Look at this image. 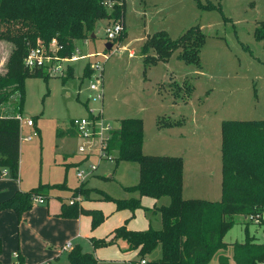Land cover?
<instances>
[{"label": "rangeland", "instance_id": "1", "mask_svg": "<svg viewBox=\"0 0 264 264\" xmlns=\"http://www.w3.org/2000/svg\"><path fill=\"white\" fill-rule=\"evenodd\" d=\"M123 2V41H118L121 34L111 50L105 49V28L115 23L105 20L96 22L95 38L87 35L84 40L75 41L76 57L96 53L106 55L105 60L97 58L103 60L102 102L88 99L89 85L94 81L90 66L96 59L84 58L63 64L67 66L65 77L27 78L21 110L18 92L0 106L2 118L20 114L24 122L29 119L33 122L32 127L22 125L21 130L17 177L21 180L22 190L29 192L39 185H65L44 192L49 198H55L54 193L79 185L68 195H58L67 196L68 205L78 206L88 201L92 192L85 184L121 200L136 196L123 188L139 182L138 165L117 162L116 157H100V138L96 133L100 132L101 124L112 131L121 120L140 119L144 155L182 159L183 198L220 202L221 123L264 120V37H256V30L258 35L264 29V0ZM208 4L216 8H206ZM192 27L199 29L203 36L198 66L180 60L181 49L165 61L147 64L141 49L148 38L164 32L176 40ZM5 30L6 27L0 26V32ZM10 30L14 32V28ZM196 41L199 42V38L190 39L193 49ZM18 48L15 41L0 39V77L10 70L8 62L17 54ZM150 56H154L152 51ZM87 65L88 75L85 76ZM70 71L71 77L66 79ZM90 115L97 118V130L94 138H84L72 122L89 119ZM159 121L165 127H159ZM107 136L108 132H104L103 137ZM91 146V152H79V148ZM91 166H95V170L80 183L77 172L89 171ZM13 183L17 184L16 181ZM4 184L0 181V185ZM35 206L40 205L33 202ZM245 217L248 216L234 217L233 227L223 238L226 249L222 252L243 244L245 230L250 242L262 245L260 238L264 225H256ZM152 225L159 227L157 222ZM84 249L91 253L93 248L90 245L83 246ZM159 254L160 248L149 260L144 259L146 264L158 260L154 258L161 257ZM218 255L212 264L218 263ZM131 259L140 264L139 258ZM16 261L15 258L13 262ZM98 264L130 263L99 260Z\"/></svg>", "mask_w": 264, "mask_h": 264}, {"label": "trees", "instance_id": "2", "mask_svg": "<svg viewBox=\"0 0 264 264\" xmlns=\"http://www.w3.org/2000/svg\"><path fill=\"white\" fill-rule=\"evenodd\" d=\"M206 8L216 7L208 4ZM124 13L123 0H0V26L6 27L4 32H0V39H11L19 46L17 54L11 56L8 62L10 70L0 77V106L18 92V106L21 110L25 80L30 77L46 78L44 71H29L22 64L27 52L36 47L38 41L48 46L55 40L60 47L58 55L70 59L75 54V41L84 40L87 35L91 37L96 22L113 21L124 26ZM11 28H14V32H10ZM199 31L192 27L176 40L170 39L164 32L155 33L145 41L141 54L148 64L165 61L181 49L178 58L198 66L203 41ZM124 36L125 33L118 41H123ZM192 37L194 40L199 38L195 49L191 47ZM256 37L263 38L264 29L258 35L256 30ZM151 51L154 56H150ZM88 67L85 68V76L88 75ZM71 73H68L66 79L71 77ZM160 122L159 127H165ZM143 141L142 121L124 119L110 132L102 150L108 154L116 153L117 162L138 165L139 182L126 188V191L136 192L139 197L170 200L168 206L154 208V213L160 216L161 229L130 231L123 225L115 229L109 238L90 239L93 249L124 244L122 252L138 251L141 262L160 246L161 257L149 264H209L219 251L226 249L223 238L233 227L235 216L264 214V120L221 123L222 198L217 203L183 199L182 159L144 155ZM19 153L18 122L12 118H1L0 171L7 170L13 179L18 178ZM63 187L65 185L62 184L39 185L29 192H16L0 203V211L13 210L19 220L32 209L35 198L46 200L45 191ZM103 199L113 202L117 211L129 210L134 213L142 209L140 200L136 198L115 200L103 194ZM60 215L64 218L89 216L92 229L104 220L100 212L85 210L77 204L63 205ZM248 237V231L245 230L243 244L233 246L234 264L264 262V246L255 245ZM68 261L70 264H96L93 255L83 253L80 246L72 248ZM14 264L24 263L17 257ZM219 264H228L227 257L220 256Z\"/></svg>", "mask_w": 264, "mask_h": 264}, {"label": "crops", "instance_id": "3", "mask_svg": "<svg viewBox=\"0 0 264 264\" xmlns=\"http://www.w3.org/2000/svg\"><path fill=\"white\" fill-rule=\"evenodd\" d=\"M131 55L133 56L134 53H131ZM115 157L116 153H113L111 158L115 159ZM19 172L20 162L18 174ZM9 175L7 172L5 177H0V181L5 183L4 185H0V203L11 198L16 192H26L22 190L21 180L19 178L12 180V178H9ZM13 181H16L17 184L13 183ZM85 185L92 192L89 200L84 201L80 207L85 210L100 212L103 215L104 220L98 227L95 229L91 228V217L89 216L80 215L77 218H64L60 215L62 206L68 204L67 196L63 198L58 195H68L69 191L72 192L79 185L75 188L66 187V191L64 192L54 193L56 200H54L55 198L46 196V203L43 204L45 206L32 207L19 220L13 210L0 211V264H14L13 261L17 257L24 264H59L61 262L70 264L68 254L73 247L80 246L83 253H89L88 250H83V246L84 248L90 247V239L109 238L115 229L123 225L130 231L161 229L160 216L154 213V208L168 206L170 202L168 198L155 200L150 197H139L138 193L135 192L136 196L131 195V198L139 199L142 209H138L134 213L129 210L117 211L113 202H106L103 199V194L111 197L110 195L104 191L89 188L87 184ZM135 185L136 183L125 186L123 189L126 191V188ZM129 193L132 194V192ZM111 198L121 200L113 196ZM154 222H157L159 227H153L152 224ZM67 244L70 245V249L64 250L63 248ZM124 247V244L120 246L111 245L100 249H92L90 254L96 259V264H98L99 260L136 264L131 258H139L138 251L123 253L122 248ZM159 248L160 246L155 250ZM152 253L146 256L147 260L150 259ZM218 253L217 264H219L220 256L227 257L228 264H234L232 249L228 248L226 252L219 251ZM159 255L161 256V248ZM215 257L216 255L209 264L213 263L212 261ZM158 258L160 257L154 258V260Z\"/></svg>", "mask_w": 264, "mask_h": 264}, {"label": "built area", "instance_id": "4", "mask_svg": "<svg viewBox=\"0 0 264 264\" xmlns=\"http://www.w3.org/2000/svg\"><path fill=\"white\" fill-rule=\"evenodd\" d=\"M123 31H124V26L119 22L113 23L111 26L106 27L105 28L106 43H111L112 48H113L115 45L114 43L116 42L117 38L122 34ZM59 50H60V47L56 44L55 40L51 41V43L48 46H45L44 44L38 41L37 46L34 48H31L27 52L26 56L24 57L23 59L24 67L27 68L29 71L42 70L47 75L65 77L66 76L65 71H66L67 66L65 67L63 66V64L70 63L78 59H84V58L94 59L95 58L96 60L90 66V70L92 72L90 76L93 77L94 81L91 82L89 85V90L91 94L89 95L88 99H91L96 102L97 101L102 102L103 97H104L103 83H102V72H103L102 63H103V60L106 59V55L102 53H96V54H88V55L76 57L74 54L72 58L66 59L58 55ZM97 58H101L103 60L100 61L101 59L99 60ZM11 118L18 122L19 130H20V139H21L22 125H25L28 128L33 126L32 120L29 119L24 122L20 114L14 115ZM92 118L95 120H92ZM96 119H97L96 117H93L92 115H90L89 119L75 120L72 122V125L81 137L94 138L95 130H97L96 125L98 124ZM99 126L100 127L98 130H100V132L96 133V136H98L97 138H100V157L111 158V156H107L108 155L107 152L102 150L103 148H105L106 141L109 138V134L111 132L110 127L103 126L102 124ZM104 132H108V136L106 138L103 137ZM27 139H29V137H27ZM86 151L91 152L92 146L88 147V149H85L83 147L79 148L80 153H84ZM94 170H95V166H91L89 171L77 172L76 178L80 181V183H82L87 178V176L91 175V172ZM6 175H7L6 170L3 169L0 171V177H5ZM34 203L43 205L45 204V200L42 197H37L35 198ZM263 215L264 214H256V215L248 216L245 218L254 222L256 225H259V224L264 225ZM260 239H261L260 243L264 246V230L262 232ZM69 248H70V245L67 244L66 246H64L63 249L66 250ZM140 264H146L145 260H142ZM260 264H264V262Z\"/></svg>", "mask_w": 264, "mask_h": 264}, {"label": "water", "instance_id": "5", "mask_svg": "<svg viewBox=\"0 0 264 264\" xmlns=\"http://www.w3.org/2000/svg\"><path fill=\"white\" fill-rule=\"evenodd\" d=\"M91 38H95V35L92 34ZM111 48H112V44L111 43H106L105 49L109 51V50H111ZM263 218H264V215H263Z\"/></svg>", "mask_w": 264, "mask_h": 264}]
</instances>
